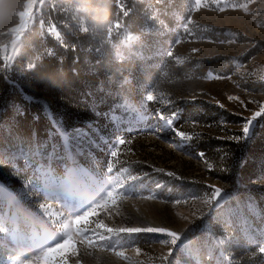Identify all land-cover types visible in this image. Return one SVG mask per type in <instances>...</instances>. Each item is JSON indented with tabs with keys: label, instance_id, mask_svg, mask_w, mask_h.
I'll return each instance as SVG.
<instances>
[{
	"label": "rangeland",
	"instance_id": "1",
	"mask_svg": "<svg viewBox=\"0 0 264 264\" xmlns=\"http://www.w3.org/2000/svg\"><path fill=\"white\" fill-rule=\"evenodd\" d=\"M90 3L112 6V16L90 17L83 13L84 6L66 0H0V56L6 49L13 57L10 65L36 21L40 32L47 25L53 35L49 29L54 25L52 5L63 25L87 36L89 51L98 57L94 64L102 65L99 72L88 59L89 75L95 76L83 81L89 99L80 97L68 103L60 98L63 105L76 108L73 122L49 128L47 136L15 139L6 145L0 137V185L17 195L23 191L26 206L35 208L45 202L44 196L33 191L31 183L24 184L31 181L34 168L50 166L61 174L71 155L92 175L103 174L112 160L115 141L123 136L132 143L121 146L116 170L127 168L124 175L138 177L129 182L137 184L141 194L156 198L146 201L133 196L118 206L122 215L105 218V222L109 226L167 227L181 233L182 239L166 245L160 242L166 238L162 234H122L115 241V251H124L132 264H264V253L259 252L264 247V159L250 154L230 159L233 144L251 141L261 120L258 117L254 123L250 139H232L241 135L243 123L258 110V104L250 101L264 103V82L259 80L264 75V0H222L248 5L247 11L224 12L189 11L194 0H165L163 5L157 0ZM136 11L142 17L139 33L126 24L129 12ZM29 16H33L31 22ZM189 19L194 23L187 24ZM185 25L190 33L184 31ZM193 48L199 51L192 52ZM210 60L214 64L219 60L220 65L203 68V62ZM10 65L0 61V74ZM209 72L232 79L208 80ZM148 92L158 97L164 93L170 104L147 102ZM230 95L245 103L229 101ZM1 98L0 90V107ZM20 109L14 108L16 113ZM161 110L165 116L175 112L174 126L192 139L174 137L158 119ZM81 129L90 130L89 138L78 136ZM5 132L7 136L9 131ZM156 168L173 171L175 176ZM212 186L223 189L227 198L209 206L203 200L206 194L210 196ZM257 198L263 201L260 207ZM11 247L3 251L5 261L12 255ZM137 247L139 254L134 251ZM91 251V256L81 251V264H129L112 251ZM162 256L167 259L161 260Z\"/></svg>",
	"mask_w": 264,
	"mask_h": 264
},
{
	"label": "snow or ice",
	"instance_id": "2",
	"mask_svg": "<svg viewBox=\"0 0 264 264\" xmlns=\"http://www.w3.org/2000/svg\"><path fill=\"white\" fill-rule=\"evenodd\" d=\"M157 2L163 5L165 0H157ZM201 8H210L219 12L228 9L247 11L248 5L247 3H222V0H194L189 11H199ZM28 20L31 22L33 16H29ZM192 23L194 22L191 19L187 22V24ZM49 29L56 38L61 37L55 25H51ZM184 31L190 33L187 25L184 26ZM180 42L176 41L177 44ZM233 42L228 41V43ZM219 43L223 44L225 41L220 40ZM198 51L199 49H192V52ZM2 52L0 61L8 62L10 65L13 57L7 54L6 49ZM167 55L172 57L173 52L168 51ZM207 79L231 80L232 77L209 72ZM259 80L264 82V75H261ZM164 95L160 93L158 97L155 92H148L144 99L147 102H161L169 105L170 101L164 99ZM228 100L239 101L242 105L245 103L235 95L228 96ZM250 103H257L258 110L252 112L243 123L241 135L234 136L232 139H250L257 118H264V103L258 101H250ZM217 104L221 108L224 107L219 101ZM175 116V112L171 116H165L161 110L158 119L164 122L174 137L181 141L191 140L192 136L174 126ZM139 118L142 119L143 115H139ZM78 136L87 139L90 136V130L81 129L78 131ZM131 143V140H126L123 136L115 141L114 148L110 151L112 160L107 163L103 174L92 175L71 155L66 158L64 171L61 174H57L50 166L46 169L34 168L31 181L25 180L24 184L27 186L31 183L32 190L39 191L44 196L45 202L39 203L35 208L26 206V194L23 191L17 195L0 185V264H70V261H73V264H81L79 258L81 251L84 255L91 256L93 255L91 250L112 251L116 257L128 259L129 264H132L131 258L126 257L124 251L114 250L115 241L122 234L125 237L141 233L162 234L166 238L162 239L161 243L176 245L177 241L182 239V235L167 227L109 226L105 222V218L111 220L113 215H122L118 206L131 200L133 196L146 201L156 198L152 194L140 193L138 185L132 183L138 177L130 174L124 175L128 173L127 168L116 170V165L119 163L116 158L121 154V146ZM199 155L202 157L204 154ZM155 170L169 177L175 176L173 171L165 172L162 168ZM226 198L227 194L223 192V189L212 186L210 196L206 194L203 203L211 206L213 202L219 203ZM175 203L179 204L181 201L177 200ZM125 219L128 218L125 217ZM9 244L12 245L9 249L12 255L5 261L3 251L8 248ZM119 246L123 247L122 244ZM134 251L139 254L141 250L137 247ZM259 252L264 253V247H260ZM74 257H76L75 260H73ZM160 259L166 260L167 256H162ZM136 264H142V262L138 261Z\"/></svg>",
	"mask_w": 264,
	"mask_h": 264
},
{
	"label": "trees",
	"instance_id": "3",
	"mask_svg": "<svg viewBox=\"0 0 264 264\" xmlns=\"http://www.w3.org/2000/svg\"><path fill=\"white\" fill-rule=\"evenodd\" d=\"M66 2L70 5L84 6L83 13L90 17L101 19L111 17L113 13L112 6H102L97 3L90 5L91 0H66ZM51 9L52 23L61 34V38L57 39L48 33L47 25L40 32L36 21L33 29L26 34L20 54L12 65L0 74L2 91L0 137L5 145L15 139L29 140V138L47 136L49 128H57L73 122L77 114L76 108L69 104L63 105L61 102L63 99L60 98H65L68 103L80 97L89 99L83 81L89 78L95 79V76L89 75L88 59L99 72L101 71L102 65L94 64L98 57L89 51L91 41L87 40V36L77 35L63 25L53 5ZM141 21L142 17L138 11L129 12L126 24L131 25L132 32L139 33L138 25ZM219 60L215 61L216 64L212 60L203 62L202 66L216 68L214 66L220 65ZM223 60L227 62L228 59ZM19 106L21 109L16 113L14 108ZM6 129L9 131L7 136ZM233 145L235 147L230 159H240L246 154L264 159V118H261L257 125L251 141ZM262 204L263 201L257 198V206L260 207Z\"/></svg>",
	"mask_w": 264,
	"mask_h": 264
},
{
	"label": "bare ground",
	"instance_id": "4",
	"mask_svg": "<svg viewBox=\"0 0 264 264\" xmlns=\"http://www.w3.org/2000/svg\"><path fill=\"white\" fill-rule=\"evenodd\" d=\"M168 143H170V141H168ZM173 146L175 147V144L174 145H169L168 147H173Z\"/></svg>",
	"mask_w": 264,
	"mask_h": 264
}]
</instances>
